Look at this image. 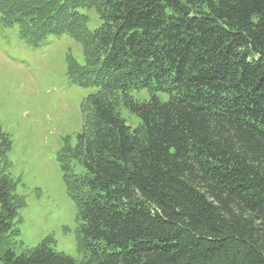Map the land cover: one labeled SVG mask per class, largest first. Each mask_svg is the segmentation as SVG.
I'll return each mask as SVG.
<instances>
[{"label":"trees","instance_id":"obj_1","mask_svg":"<svg viewBox=\"0 0 264 264\" xmlns=\"http://www.w3.org/2000/svg\"><path fill=\"white\" fill-rule=\"evenodd\" d=\"M14 26L34 47L80 42L69 78L98 89L57 156L83 264H264V0H0V27ZM12 148L0 125V264H76L49 237L1 245L26 205Z\"/></svg>","mask_w":264,"mask_h":264},{"label":"rangeland","instance_id":"obj_2","mask_svg":"<svg viewBox=\"0 0 264 264\" xmlns=\"http://www.w3.org/2000/svg\"><path fill=\"white\" fill-rule=\"evenodd\" d=\"M80 11L88 16L90 30L101 26L96 10ZM70 57L84 62L81 43L68 36L49 37L34 47L19 37L17 26L0 27V125L11 138V177L26 202L17 217L19 235L1 245L21 254L49 237L56 250L83 264L78 210L68 195L57 156L67 137L75 144L84 130L82 104L98 89L71 82ZM131 95L139 102L151 98L147 90ZM157 96L169 99L165 93ZM119 112L133 129L140 125L128 109L120 107Z\"/></svg>","mask_w":264,"mask_h":264}]
</instances>
